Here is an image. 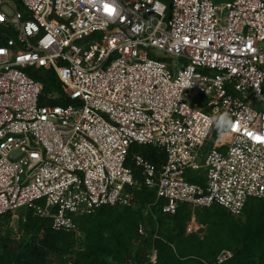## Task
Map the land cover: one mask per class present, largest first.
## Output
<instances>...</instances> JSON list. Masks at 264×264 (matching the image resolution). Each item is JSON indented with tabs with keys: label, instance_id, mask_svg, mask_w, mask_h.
<instances>
[{
	"label": "built area",
	"instance_id": "1",
	"mask_svg": "<svg viewBox=\"0 0 264 264\" xmlns=\"http://www.w3.org/2000/svg\"><path fill=\"white\" fill-rule=\"evenodd\" d=\"M0 17V216L32 208L78 234L77 217L135 206L141 184L167 213L264 198V0H0ZM29 66L74 102H39ZM225 113L227 135L209 122Z\"/></svg>",
	"mask_w": 264,
	"mask_h": 264
},
{
	"label": "trees",
	"instance_id": "2",
	"mask_svg": "<svg viewBox=\"0 0 264 264\" xmlns=\"http://www.w3.org/2000/svg\"><path fill=\"white\" fill-rule=\"evenodd\" d=\"M164 1L168 5L169 0ZM26 70L41 82L39 102H74L52 67ZM132 151H140L156 165L164 158L153 145L133 143ZM192 179L203 181L200 175ZM132 189L135 206L101 205L77 217L78 234L53 229L50 217L27 208L22 215L23 234L13 240L3 232L0 219V264H264V198L249 197L241 216L217 203L197 208L195 216L203 229L187 232L191 216L187 204L180 203L174 213L163 212V199L156 200L155 187L141 184ZM139 223H147L145 234L137 232ZM224 248L231 255L218 262L216 256Z\"/></svg>",
	"mask_w": 264,
	"mask_h": 264
},
{
	"label": "rangeland",
	"instance_id": "3",
	"mask_svg": "<svg viewBox=\"0 0 264 264\" xmlns=\"http://www.w3.org/2000/svg\"><path fill=\"white\" fill-rule=\"evenodd\" d=\"M198 98L204 99V98H206V96L204 94H201ZM207 143H208V145H210L212 143V138H208L207 139ZM195 209H197V208H195ZM195 209H193V210L191 209V215H192V213L194 214V217H195V220H196V223H197V228L202 227V229H203L204 225L199 223L197 221V219H196ZM23 211H24L23 209L22 210H18V211L15 212V214L8 213L7 215H4L3 217H0L1 223L3 225V232L4 233L7 232L13 238V240L19 239L22 236V234H23L22 228H21ZM241 215H237V216H241ZM145 226L147 227V223L145 224Z\"/></svg>",
	"mask_w": 264,
	"mask_h": 264
},
{
	"label": "clouds",
	"instance_id": "4",
	"mask_svg": "<svg viewBox=\"0 0 264 264\" xmlns=\"http://www.w3.org/2000/svg\"><path fill=\"white\" fill-rule=\"evenodd\" d=\"M209 122L215 123L218 131L224 135H227L232 129V121L227 113L220 117H213Z\"/></svg>",
	"mask_w": 264,
	"mask_h": 264
},
{
	"label": "snow or ice",
	"instance_id": "5",
	"mask_svg": "<svg viewBox=\"0 0 264 264\" xmlns=\"http://www.w3.org/2000/svg\"><path fill=\"white\" fill-rule=\"evenodd\" d=\"M109 13H111L113 10L112 9H108ZM0 19H3V17H0Z\"/></svg>",
	"mask_w": 264,
	"mask_h": 264
},
{
	"label": "water",
	"instance_id": "6",
	"mask_svg": "<svg viewBox=\"0 0 264 264\" xmlns=\"http://www.w3.org/2000/svg\"><path fill=\"white\" fill-rule=\"evenodd\" d=\"M169 7H170V5H169ZM197 230H198V231H201V230H202V227H199Z\"/></svg>",
	"mask_w": 264,
	"mask_h": 264
}]
</instances>
